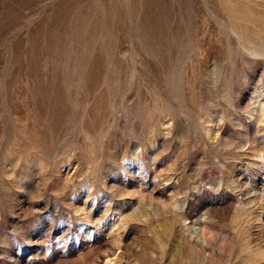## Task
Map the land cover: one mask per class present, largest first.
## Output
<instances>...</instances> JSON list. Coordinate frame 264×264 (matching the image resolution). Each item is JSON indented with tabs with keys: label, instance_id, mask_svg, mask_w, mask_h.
I'll return each mask as SVG.
<instances>
[{
	"label": "rangeland",
	"instance_id": "1",
	"mask_svg": "<svg viewBox=\"0 0 264 264\" xmlns=\"http://www.w3.org/2000/svg\"><path fill=\"white\" fill-rule=\"evenodd\" d=\"M106 258L264 264V0H0V264Z\"/></svg>",
	"mask_w": 264,
	"mask_h": 264
},
{
	"label": "bare ground",
	"instance_id": "2",
	"mask_svg": "<svg viewBox=\"0 0 264 264\" xmlns=\"http://www.w3.org/2000/svg\"><path fill=\"white\" fill-rule=\"evenodd\" d=\"M262 109H263V105H261L258 110L261 111ZM113 263H115L114 259L112 260V258H106L102 264H113Z\"/></svg>",
	"mask_w": 264,
	"mask_h": 264
}]
</instances>
